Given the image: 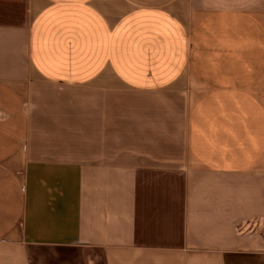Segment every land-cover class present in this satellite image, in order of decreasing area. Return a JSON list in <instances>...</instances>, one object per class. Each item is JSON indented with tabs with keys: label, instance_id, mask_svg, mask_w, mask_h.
<instances>
[{
	"label": "crops",
	"instance_id": "crops-1",
	"mask_svg": "<svg viewBox=\"0 0 264 264\" xmlns=\"http://www.w3.org/2000/svg\"><path fill=\"white\" fill-rule=\"evenodd\" d=\"M0 264H264V0H0Z\"/></svg>",
	"mask_w": 264,
	"mask_h": 264
}]
</instances>
